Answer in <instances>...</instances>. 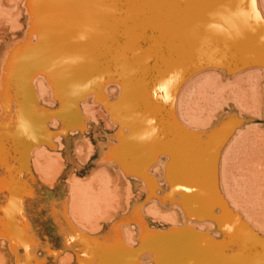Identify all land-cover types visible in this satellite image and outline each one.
Here are the masks:
<instances>
[{
  "label": "bare ground",
  "instance_id": "6f19581e",
  "mask_svg": "<svg viewBox=\"0 0 264 264\" xmlns=\"http://www.w3.org/2000/svg\"><path fill=\"white\" fill-rule=\"evenodd\" d=\"M165 118L195 137L173 160L208 169L223 230L237 233L227 247L201 232L215 206L197 214L184 198V213L150 183L133 205L142 188L110 172L113 138L156 137ZM16 167L27 180L0 178V264H264V0H0V170ZM55 167L56 182L72 168L51 196ZM117 218L124 246L110 254Z\"/></svg>",
  "mask_w": 264,
  "mask_h": 264
},
{
  "label": "rangeland",
  "instance_id": "374dc122",
  "mask_svg": "<svg viewBox=\"0 0 264 264\" xmlns=\"http://www.w3.org/2000/svg\"><path fill=\"white\" fill-rule=\"evenodd\" d=\"M164 101H165V99H160L159 103H157V107H158L157 111H160L162 114H164L165 112H168L170 110V107L172 106L170 104L165 103ZM163 104H165V105H163ZM165 120H161L162 122H160V124H159V127H160L161 131L159 132V134L156 137H151V136L148 137L147 133H140V134H138L136 136H133L134 139L136 137V139L138 140V141L134 140V144H133V138H131L132 135H131V137L126 135L123 145H121L120 141L117 138H113V140L111 141L112 142V146H110L106 150L108 152L107 155H108V159L110 160L111 165L115 166V167H112L113 170L112 171L110 170V172H111L112 175H113V171H115L117 173V175L121 173L120 175L121 176L123 175L128 183H132L133 185H136L135 183H138L139 184L138 186L142 188L141 189V194L143 196L142 200L141 201H136V202L132 201L133 205L146 201L145 198H147L146 196H148V185H149V184L147 185V183H150L151 186L152 185H154V186L156 185L157 188L160 187L157 191L160 192L159 194H160L161 198H162V196L164 197V195L166 196L165 203H167L168 206H169L170 200L173 199L175 201L176 205L180 208V210L182 212L184 211V213H185V209H184V207H183V205L181 203V199L183 200L184 198H189L190 199L191 204H192V209L197 214L199 212H201V211H206V208H207L208 205L215 206L212 209L213 210V212H212L213 218H208V220H207L210 223V226L208 227V229L205 228V229L201 230V232H203V231L206 232V233L208 232L209 236L212 239H214L215 241H217V242H219L221 244H224V247H227V245H226L227 241L234 240L235 237L237 236V233H231L230 234L229 232H224V230H223V226H222V222H221L222 220H221V210H220V207H219L220 206L219 205V201L216 202L214 200L215 196H212L213 194H210L211 193V189H213V188L210 187V184H208V183H211L210 180H209L208 169L204 168V170L206 169L205 171H203L204 173L202 171L200 173L197 172L196 167L193 165V162H191L189 160V158H186V157H184V158L182 157V158L184 159V161L186 160L187 162H189V164L187 162L182 161L183 159L181 157L178 158V159L176 157V160H173V159H175L174 154H177L178 150L181 147H183L185 145H189V148L187 146V147H185V149L188 148V150L189 149L190 150H194L196 148L195 137L189 134L188 135V136H190L189 140L187 142H182L181 140H179V138H178L179 136L177 134V131L180 132V126L182 127V124H180V122H178L176 119L174 120L173 118H171L169 120L167 118H165ZM173 120L177 121L178 123L174 122ZM97 126L99 128L103 129L104 125L99 120L98 123H97ZM176 134H177V136H176ZM116 136H117V133H116ZM191 139H193L194 142ZM56 142H57V140L54 139V143H56ZM135 142H137V143L135 144ZM138 142H140V144ZM97 143H98V141H96V140L93 143V146L95 148L94 152H96ZM187 143H191V144H187ZM114 145H116V146H114ZM135 145H137V146H135ZM118 147H121L120 148L121 150H122V148H124L123 149L124 151H128V152L130 151V152L126 153V152H124L122 150V152H124V153L118 151V153H114L113 154L111 152L112 149L113 148H118ZM131 151H133V152H131ZM169 151H171V152H169ZM132 153H133V155H132ZM122 154H124L123 155L124 157H122ZM135 154H136V156L139 155V156H137V158L139 160H142V161L137 160L138 163H139L138 165L135 164L137 161L133 162L134 160H132V159H134L132 156H135ZM140 154L144 155V156H141ZM111 155H112V157H111ZM90 156H91V151H86L85 153H81V155L79 157L80 159L78 160L79 163L81 161H84V160L88 159ZM139 157H142V159L139 158ZM121 158H122V160H121ZM152 159H155V160L152 161ZM143 160H145V161H143ZM123 161L126 162L127 165ZM180 161H181V163H180ZM93 162H95L94 159H92L91 162L88 164L89 166L87 165L85 167V169H81V171L79 172L78 176L79 177H84L83 175L85 174V171L91 165H93ZM118 162H120V163H118ZM140 162H141V164H140ZM173 162H176V163H173ZM184 163L185 164L187 163L186 164L187 168H185L186 165ZM204 163H205V165H207L206 162H204ZM169 164H171V165H169ZM176 164H179V165H176ZM182 164H183V166H182ZM205 165H204V167H206ZM124 167H125V170H124ZM153 167H155V168L153 169ZM71 168L72 167H69V168H66V169L65 168L62 169L61 172H60V175H62V177L60 176L57 182L55 180H56V178L59 175L60 168L55 167L49 172L50 174H48V178H47V182L46 183H50L51 182L55 186V190H50L51 196L56 194V192L60 188H62L60 186V183H62V182L66 183L67 174L69 173V171H71ZM207 168H208V166H207ZM10 170H0L1 183H6V182L7 183L8 182L9 183H21V181L27 180V178L23 177L24 171L19 170V168L16 167V168L10 169ZM156 171H157V173L159 175L158 174L156 175ZM219 175H220V170L217 169L216 170V177H215L216 178L215 181H216L217 185H218V183H220V176ZM8 176H9V178H8ZM15 177H16V179H15ZM145 177H146V179H144ZM117 178L118 177L113 176L112 179H111V183H120ZM39 182L40 183H38V184L40 186H42L43 189L49 190V186L45 182H43V181L41 182L40 180H39ZM29 183H33V182L29 181ZM194 183H196V184L199 183V185L196 186V184H194ZM143 184H144L145 187L143 186ZM170 188H172L171 191H170ZM217 189H218V191H220V186H218ZM135 190H140V189L134 188L133 192H135ZM64 193L66 194V192L62 190V194L60 196H58L57 201H61L63 199V197L65 196ZM167 193H169V194H167ZM168 195H170L169 198H167ZM171 195H172V198H170ZM48 204L51 205L50 203H48ZM114 221L110 224V227H115L116 226L115 243H116V240L118 242V239H119L122 242L121 245L124 246L123 243H124V240H125V238H124L125 236L123 235L124 234V229L122 228L124 225H120L119 224L120 218H117ZM211 225H212V227H211ZM150 228L152 230H157L158 229L156 227L154 228V227H151V226H150ZM39 231L42 233V234H40L41 236L39 235V237L45 236V235H43V234H45L44 227H41V230H39ZM196 231L200 232V230H196ZM62 233H64V230H63ZM87 237H88L87 240L81 241V243L85 242V243H82L84 246H87V245H85L87 243H95V245L97 243V245H96L97 249L96 250H98L99 248L102 249L103 248L102 246H104V244H106V243L102 244V243L98 242L97 237H93V236H91V237L87 236ZM91 238H95V239H91ZM112 246L113 245H111V246L109 245L107 250L108 251L109 250L113 251V253H118V252L121 251V250L120 251L118 250V249H120V248H118V247H120V245H118L117 243L115 244V247H113L114 249L112 248ZM136 246H132V247L129 246V247H130V249H133V248L137 249L139 245H136ZM217 246H220V245H217ZM104 247H107V245L104 246ZM115 248H118L117 249L118 251ZM144 248H146V247H143V251H144V252L142 251L143 254H145V252L147 253V250H148V249L145 250ZM109 252L106 251V253L108 254V257H110L109 256L110 254H112V252H110V254H109ZM66 254H68V253L64 252L61 256L66 255ZM104 254H105V252H104ZM110 258H113V256L110 257ZM27 261L26 260L25 261L21 260L20 264H24V262L26 264ZM107 262L109 263V260ZM107 262H104V263H107ZM51 264H55V262H52ZM63 264H67V263L65 262ZM92 264H96V263H92ZM187 264H188V262H187Z\"/></svg>",
  "mask_w": 264,
  "mask_h": 264
},
{
  "label": "clouds",
  "instance_id": "9594fccd",
  "mask_svg": "<svg viewBox=\"0 0 264 264\" xmlns=\"http://www.w3.org/2000/svg\"><path fill=\"white\" fill-rule=\"evenodd\" d=\"M79 39H80V40H84V39H85V36H84V35H81V36L79 37ZM19 127H20L21 129H24V128H25V124H24L23 121L20 123ZM30 138H31V137H30Z\"/></svg>",
  "mask_w": 264,
  "mask_h": 264
}]
</instances>
